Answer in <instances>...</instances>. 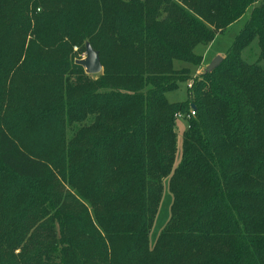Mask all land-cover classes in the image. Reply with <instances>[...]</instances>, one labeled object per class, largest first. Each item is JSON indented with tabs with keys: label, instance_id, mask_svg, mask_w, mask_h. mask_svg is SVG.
<instances>
[{
	"label": "trees",
	"instance_id": "1",
	"mask_svg": "<svg viewBox=\"0 0 264 264\" xmlns=\"http://www.w3.org/2000/svg\"><path fill=\"white\" fill-rule=\"evenodd\" d=\"M25 1L23 32L44 46L32 75L56 93L16 107L10 134L7 83L30 61L0 42V264H264V68L241 58L256 38L264 59V0ZM247 13L219 67L195 80L175 68L198 66L197 48ZM87 43L97 77L68 59ZM185 82L187 99L170 103ZM191 110L174 166L176 114ZM166 178L171 217L152 246ZM42 213L52 224L38 225Z\"/></svg>",
	"mask_w": 264,
	"mask_h": 264
},
{
	"label": "rangeland",
	"instance_id": "2",
	"mask_svg": "<svg viewBox=\"0 0 264 264\" xmlns=\"http://www.w3.org/2000/svg\"><path fill=\"white\" fill-rule=\"evenodd\" d=\"M42 2H43L42 0L37 2L38 4H40V7L42 5ZM8 3L9 4L6 5L9 6L7 13L5 14L1 13L2 15H0V17L2 16L3 18L0 20V42H3L4 44L9 43V45H11L12 47L13 44L19 47L18 50L20 52H23L21 57V65L25 64L26 61H30V65L27 71L20 69H18V71L12 70L9 76L10 79L7 83V88L10 89V86L12 85V90L14 91L17 97L15 104L12 105L14 106V108L11 109V111L8 112L6 115L7 116L6 121L8 123L6 128L8 129L9 133L13 135L14 134L13 132L19 133L20 131V120L17 117L19 111L16 110V107L21 108L25 112L29 111L31 108L35 107L38 100H40L42 96L43 99H46L49 97L48 95L50 93L51 94L54 92L56 93V91L54 90L41 91V89L37 86L36 79L32 75V72L34 71L32 66L37 64L35 59L39 58L38 55L44 54L43 44L38 43L39 41H37L33 33H31L33 26L30 32L28 31L23 32L22 23L20 22V20L23 17H26L28 15L30 16V14H32L30 13L32 4H29V2H26L25 0H17ZM248 18H249V14L247 13L240 21L229 27L223 34L218 35L210 46L198 47L196 53L201 55L200 64L198 66L187 65L184 62L175 61L174 63L175 68L181 69L183 67L189 66L190 68L189 72L191 77L193 78L191 80H195L198 76L205 73L206 68L211 64V62L217 56H221L222 58H225L226 52L232 46L233 42L235 41L237 35L239 34L240 30L242 29ZM84 57H85L84 48H80L79 46L75 45L73 46L72 51H69L68 59L71 62V64H75L76 60H80ZM241 58L242 61L248 64L257 65L258 67L264 68V59H262L260 56V48L256 38L252 41L251 44H249L247 47L243 49ZM103 72H104V68L100 74L91 75V76L97 77L103 74ZM190 82L192 83V81ZM190 82L181 83L177 90L167 93L166 97L168 101L170 103L184 102L188 97V84ZM26 123L29 125L31 131L33 132L38 131L35 128L34 124L30 125L28 120L26 121ZM188 126H189L188 119L178 118L176 120L175 130L177 133L178 141H177V153H176L174 166H177L178 163L180 162L181 153H182L183 135L186 132ZM78 128H79L78 123H74L71 126H69V128H67V134H66L67 139H71L72 136L78 130ZM66 190L68 193L75 196L79 200V203H82L83 206L87 209V211L91 213V208L89 207L87 202H85L82 198H80V196L76 192H74L73 190L71 191L68 187H66ZM172 202H173V196L169 190V178H166L164 181V193L162 196V200L159 205L158 212L155 216V220L153 223L154 225L152 227L149 236L150 244L152 246L156 242L161 231L164 229V227L168 224L170 220ZM40 217H41V221L38 223V225L42 224V226H45L46 223L52 224L51 214L46 216L45 213H42ZM42 238L43 239L45 238V232L42 233ZM58 239H60V237H58ZM20 251L21 250L18 249L16 250L15 253L19 254ZM57 262L58 264H60L59 261Z\"/></svg>",
	"mask_w": 264,
	"mask_h": 264
},
{
	"label": "water",
	"instance_id": "3",
	"mask_svg": "<svg viewBox=\"0 0 264 264\" xmlns=\"http://www.w3.org/2000/svg\"><path fill=\"white\" fill-rule=\"evenodd\" d=\"M222 61L223 58L221 56H217L206 68L205 72H212L214 69L220 66ZM76 64L82 66L88 75H98L103 70L99 52L94 50L90 43L86 44L85 57L80 60H76ZM192 109H195V106H192Z\"/></svg>",
	"mask_w": 264,
	"mask_h": 264
},
{
	"label": "built area",
	"instance_id": "4",
	"mask_svg": "<svg viewBox=\"0 0 264 264\" xmlns=\"http://www.w3.org/2000/svg\"><path fill=\"white\" fill-rule=\"evenodd\" d=\"M191 83L189 84V87H191ZM195 116V111L194 110H191L190 111V113H188V114H181V113H178V114H176V118L178 119V118H186V119H190V118H192V117H194Z\"/></svg>",
	"mask_w": 264,
	"mask_h": 264
}]
</instances>
